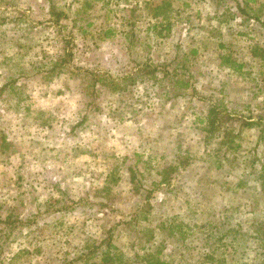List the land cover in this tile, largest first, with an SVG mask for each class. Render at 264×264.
<instances>
[{"label": "rangeland", "instance_id": "1", "mask_svg": "<svg viewBox=\"0 0 264 264\" xmlns=\"http://www.w3.org/2000/svg\"><path fill=\"white\" fill-rule=\"evenodd\" d=\"M258 226L264 0H0V264H264Z\"/></svg>", "mask_w": 264, "mask_h": 264}, {"label": "trees", "instance_id": "2", "mask_svg": "<svg viewBox=\"0 0 264 264\" xmlns=\"http://www.w3.org/2000/svg\"><path fill=\"white\" fill-rule=\"evenodd\" d=\"M54 12V11H53ZM70 52L64 50V52L59 56L57 60L53 63V70L57 68H61L66 66L69 63L70 60ZM144 74H153V70L149 68V66L145 67ZM142 70V69H141ZM141 73V72H138ZM188 85L187 82L185 84ZM224 113L219 110L218 108H215L214 106H209L208 108V115H207V127L206 131L208 132L207 135L211 137V135L216 131L217 128H219V119L222 117ZM208 138V136H207ZM209 139V138H208ZM170 175V174H169ZM169 175L168 173L162 178V181H169ZM135 180L134 174L131 173L130 175V182H133ZM262 224V222H260ZM262 228H255V231L257 233H260L259 230ZM262 234L264 235V230H260ZM103 244V250L101 253L97 256L96 253L94 255V251L89 254L88 256H81L78 258L70 259V261H65L64 264H168V262L164 259H160L158 257H155L152 253H148L147 255H139L135 253V255L132 258H125L123 255H119L115 250L114 246L112 245V236L109 235L102 240L100 244ZM99 244V246H100ZM94 255V257H93ZM140 256V257H139Z\"/></svg>", "mask_w": 264, "mask_h": 264}]
</instances>
